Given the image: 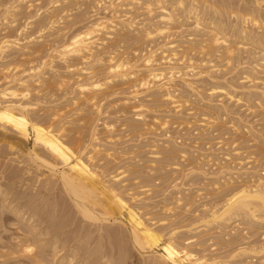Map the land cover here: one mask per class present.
Here are the masks:
<instances>
[{
  "label": "bare ground",
  "instance_id": "1",
  "mask_svg": "<svg viewBox=\"0 0 264 264\" xmlns=\"http://www.w3.org/2000/svg\"><path fill=\"white\" fill-rule=\"evenodd\" d=\"M88 8L103 9L105 16L92 14L89 17L90 13H85ZM74 10L75 13L78 10L76 14L72 13ZM20 20L26 22L21 23L24 27L19 26ZM84 20L90 21L84 24ZM0 22L5 31L1 35L0 29V147L5 148L6 155L14 156L5 161L6 156L0 153V230H4L0 234V264H128L126 259L132 260L129 257L133 252L135 255L134 248L139 251L136 254L144 258V264H247V260L254 258L264 264V232L259 233L256 242L243 240L245 244H240L229 259L210 256L213 247L208 249L212 252L207 250L210 254L190 247L196 236L200 238L203 233L208 238L210 233L216 232L215 237L213 234L208 240L200 238L208 243L229 228L231 233H225L224 238L237 237L234 226L245 225L247 230L252 226L255 233L264 230V177L257 175V170L256 174L252 173L254 164L244 170V160L236 165L230 163L231 154L225 157L230 158L229 163L224 161L223 154L213 151L207 155L208 164L216 162V172L219 171L214 184L210 181L212 187L215 186L217 192L224 191V195H220L217 204L212 202L214 205L209 208L200 207V213L196 208L191 210L200 199V191L193 194L186 186L182 191L189 192L179 194L177 187L178 194L174 192L177 197H171L173 202L183 207L178 211L190 210L192 216L175 220L180 225L187 223L181 227L174 222L177 226L168 225L167 231L168 226L163 230L165 222L172 219L167 212H176L169 203L172 199L163 200V206L158 204L166 212V218H160L164 217L161 209V215L156 213L157 205V211L151 209L155 212L154 218L152 211L142 214L143 208L149 207L145 204L150 201L152 195H149L155 191L153 176L145 177L143 169L154 171L150 167L158 166L161 160L174 161L171 166L178 168L180 177H177H182L180 181H183L208 175L202 166L207 160L201 158L205 160L203 164L200 158L201 162L197 158L194 161L191 158L194 150L179 148L177 141L170 140L168 133L165 137L162 131L161 135L167 139L162 151L158 152L160 138L154 137L153 142L158 143L149 144L156 148L147 155L151 161L132 162L137 149L132 151L134 146H129L130 150L128 146L123 150L119 148L121 151L116 148V143L120 147L122 142L115 140L118 133L116 136L114 132L120 133V130L114 131L116 126L100 123L105 128L102 133H108L109 142L102 138L103 134L99 139L96 133L101 115L107 113V109H102V101L112 97L109 111L113 107V113H109L124 117L120 125L125 132L128 129L129 133L136 132L139 136L149 134L145 136L148 138L152 134L159 136L156 130H165L171 120L186 126L200 123L203 132L216 128L227 130L218 139L250 135L254 139V145H250L257 148H253L256 158H262L264 132H259L264 126L259 130L258 124V129H254L253 120L252 125L245 120L249 119L245 115L257 112L256 118L264 122V0H0ZM17 22L19 29L15 27ZM78 24L84 25L76 29ZM12 25L18 34L9 33ZM28 27L32 31H28ZM33 63L35 66H27ZM234 69L242 78L233 75ZM238 81L245 85L240 86ZM118 82L123 88L130 85L129 97L119 96L126 90L121 93ZM56 91H65L64 96L70 97H65L62 103L55 97L60 105L54 104L52 109L49 106L51 113L46 115L42 110L43 117L37 113V107L41 102H48L45 98L50 95L52 98ZM231 103L245 108L244 111L249 112L243 115L246 118L237 116L236 110L230 109ZM163 107L167 108L161 111ZM184 108L187 115L182 112ZM156 109L165 113L161 116L164 121L154 114L159 112ZM129 113H133L132 118L125 117ZM150 113L157 118L152 114L153 118L147 120ZM45 118L48 123L44 122ZM130 138L124 143L132 141ZM103 139L110 144H98ZM104 158L117 166L115 172L111 168L109 171L113 173H109L104 166L107 171L103 170L100 163ZM178 158L186 165L181 167L182 164L176 162ZM166 160L164 162L168 163ZM8 161L13 165H8ZM109 164L107 166L111 167ZM262 174L264 176V172ZM132 181L144 183L135 187L132 185L135 182L130 184ZM70 205L74 210H70ZM72 211L79 213L81 217L76 214L80 217L77 219L83 218L85 223L77 222L79 227L68 230L75 219ZM155 214L159 218L157 215L155 218ZM175 214L173 219L179 216L174 217ZM193 230L197 235L190 237L188 232L194 234ZM183 233L189 237H181ZM202 240L198 241L201 245Z\"/></svg>",
  "mask_w": 264,
  "mask_h": 264
},
{
  "label": "rangeland",
  "instance_id": "2",
  "mask_svg": "<svg viewBox=\"0 0 264 264\" xmlns=\"http://www.w3.org/2000/svg\"><path fill=\"white\" fill-rule=\"evenodd\" d=\"M82 8H86V7L83 6ZM87 10H88V11H87ZM77 11H78V10H76V13H77ZM92 11H95V10H93V9H91V8H90V9L88 8V9L85 10V13H86V12H87V14L90 13L89 17L92 16V14H93V15L96 14L97 17H98V16H105V13H104V10H103V9H102V10H101V9L96 10V11H95L96 13H95V12L93 13ZM100 11L103 12V13L101 14ZM88 12H89V13H88ZM72 13H75V10H74V12H72ZM76 13H75V14H76ZM75 14H73V15H75ZM98 14H99V15H98ZM103 14H104V15H103ZM22 16H23V15H22ZM87 16H88V15H86V17H87ZM96 16H94V17H96ZM152 16H153V15H152ZM152 16H151V17H152ZM155 16H156V14H154V16H153L152 19H154ZM18 17H19V16H18ZM94 17H93V18H94ZM19 18H20V17H19ZM93 18H90V19H93ZM87 19H89V18L87 17L86 20H87ZM86 20L83 21L84 24H87V23H89V21H90V20H88V21H86ZM22 21L25 22L24 20H20L19 23H20V24L23 23ZM86 22H87V23H86ZM0 23H1V22H0ZM16 24H17V25H16ZM23 24L25 25L26 22L23 23ZM23 24L19 25L18 22H17V23H15V27L18 26V25L21 27V26H23ZM80 24H81V23H80ZM80 24H78L77 26H75V28H76V27H77V28H80L81 26L84 25V24H82V25H80ZM12 26H13V27H12ZM12 26H11V31L9 30V28H8V30H7V31H10L9 33H11V34L13 33L12 31H14L13 29H15V28H14V25H12ZM19 26H18V27H19ZM78 26H79V27H78ZM18 27H16V28H18ZM23 27H24V26H23ZM23 27H22V28H23ZM12 28H13V29H12ZM28 28H29L28 31H32V29H30V27H28ZM75 28H73L72 31H73ZM77 28H76V29H77ZM0 29H1V32H2V34H1V32H0V34H1V35L5 34V31H4V32L2 31L3 28L0 27ZM18 29H19V28H18ZM7 31H6V32H7ZM16 31L19 32L18 30H16ZM14 32H15V31H14ZM71 33H72V32H71ZM15 34H18V33L15 32ZM15 34H14V35H15ZM1 35H0V37H1ZM153 45H155V44H153ZM125 47H126V46H125ZM142 48H143V47H142ZM122 50H123V49H122ZM36 63H38V62L36 61ZM38 64H39V63H38ZM38 64H36V66H38ZM33 65L35 66V63L30 64V65H27V66H33ZM57 68H58V67H57ZM239 68H240V67H239ZM45 69H46V70H45ZM48 69H49V67H48ZM102 69H104V67H103ZM44 70L47 71V68L45 67ZM45 71H44V72H45ZM234 71H235V69L233 70V72H234ZM236 71L238 72V70H236ZM239 71H240V70H239ZM47 72H48V71H47ZM237 72H234L233 75L236 74ZM233 75H232V77L236 78V75H237V74H236L235 76H233ZM239 76H240V75H237V77H239ZM239 78H242V77L240 76ZM237 79H238V78H237ZM238 80L240 81L241 79H238ZM239 81H238V83H239L240 86H241L242 83H243V81H241V82H239ZM120 83H121V82H118V85H119V86H120ZM127 84H128V83H127ZM127 84H126V85H127ZM235 84H237V83H235ZM239 84H237V85L239 86ZM243 85H245V83H243ZM243 85H242V86H243ZM121 86H122V87H121ZM121 86H120V91H121V93H122V91H124V89L126 90V92L124 91L125 94L123 93L122 95H119V96H120V97H129V96H130L129 92L131 91V90L129 89L130 85H127V86L124 85V88H123V85H121ZM126 87H127L128 89H126ZM129 90H130V91H129ZM127 91H128V92H127ZM60 93H61V94H60ZM64 93H65V91H64L63 93L60 92V91H58V92L56 91V93L54 92L53 95H54V94H57V95L60 94V96H57V95L53 96V95H52V98H51V95H50V96L46 97V98H45V99H46L45 101H47V100L49 99L48 102H46L47 104L50 103V100L52 101L49 105H47V104L44 103V102H43L44 104L41 102V104L39 105L40 102L38 103V102L36 101V100L39 99V98H38V97H37V99L35 98L36 100L34 99V102L36 101V102L38 103V105H39V108L37 107V110H36V111H38L37 113L40 112L39 114L42 115L43 112H44V113L47 112V113H45V115H46V114H49V111H50V109L53 108V106H56V105L58 106V105H60V104L57 103L58 101H57L56 99H60V101H61L60 103H62V102L66 99L65 97H67V98L70 97V95H66V96H64ZM121 93H120V94H121ZM126 94H128V95H126ZM61 95H63L64 97L61 96ZM55 97H56V99H54ZM57 97H58V98H57ZM60 97H62V98H60ZM214 97H215V96H214ZM214 97H213V98H214ZM63 98H64V99H63ZM53 99H54V101H53ZM112 99H113L112 97H111V99H110V97L107 98V99H105V101H104V99H103V101H102V109H104V110L107 109L105 112L108 113V114H107V113H103V114H104V115L107 114L108 116L105 115V116H106V117H105V116L102 114L103 117H102V115H101V117H100L101 120H100V122L98 123V124H99L98 126H100V127H99V128H96V129H98V130L96 131V133L99 134V135H97V137H100L99 139H102V138L105 137V139L108 140V142H109V138L107 137L108 133H106V132H105V133H102V132H104V129H105V128H104L103 124L100 125V123H102V122H104V123H105V122L110 123L111 125L116 126V130L114 129V131L120 130V133H121V129H122V130L124 129V128L120 125V123H122L121 120H122L124 117H123V116H120L119 114H117V116H116V114H113V115L110 114V113H113V112H112L113 107H112V108L110 109V111H109V108H110V106L112 105V102H113V101L110 102ZM214 99H216V97H215ZM55 100H56V101H55ZM108 100H109V101H108ZM216 100H218V99H216ZM224 101H225V100H224ZM53 102H54V103H53ZM109 102H110V103H109ZM65 103H66V101H65ZM65 103H63V104H65ZM54 104H56V105H54ZM106 104H107V105H106ZM109 104H110V105H109ZM108 105H109V106H108ZM46 106H47V107H46ZM49 106H50V109H49ZM230 106H231V107H230L231 110L234 109V110H236V113L239 114V115L237 114V116H240V115H241L243 118H246V117L249 116V119L246 118L245 120H246L247 122L250 121V124H252V123L254 122V123H253L254 126H255L254 129H258V128H259V130H260V128H261L260 126H262V127L264 126V125H263L264 122H262V121L259 122L260 119H257V118H256V117H257V114H256L257 112H255V114H254V113L245 112V111H246L245 108H242V109H243V112H242V111H241L242 109H240V106H241L240 104L235 106V105H232V103H231ZM40 107H42L41 111H40ZM106 107H108V108H106ZM46 108H48V111H46V110H47ZM163 108H164V109L161 108V111H162V110H165V108H167V107H163ZM232 108H233V109H232ZM44 109H45V111H44ZM186 109H187V108H184V109L182 110V112H184V114L187 112V113H186V115H187V114H188V111H187ZM42 110H43V112H42ZM156 110H157V109H156ZM166 110H167V109H166ZM234 110H233V111H234ZM239 110H240V111H239ZM244 110H245V111H244ZM157 111H159V110H157ZM103 112H104V111H103ZM109 112H110V113H109ZM154 112H155V111H154ZM154 112H153V113H154ZM159 112H160V111H159ZM159 112H157L158 114H157V113H154V114H156V115L158 116V118H159V116L161 117L162 115H165L164 112H160V113H159ZM50 113H51V111H50ZM153 113H152V114H153ZM162 113H163V114H162ZM240 113H241V114H240ZM246 113H247V114L249 113V114H248V115H245ZM71 114H72V113H71ZM71 114H70V115H71ZM131 114L133 115V113H129V114H127L128 116H125V117L132 118L133 116H132ZM150 114H151V113H150ZM152 114H151L150 116L148 115L147 120H148L149 118L152 119L153 117L156 116V115H154V114H153V115H154V116H153ZM184 114H182V115L184 116ZM70 115H67V116H70ZM109 115H112V116H109ZM121 115H122V114H121ZM182 115H181V116H182ZM243 115H245L246 117H244ZM250 115H251V116H250ZM252 115H253V116H252ZM42 116L44 117V115H42ZM152 116H153V117H152ZM157 116H156L155 118H157ZM237 116H236V117H237ZM117 117H118V118H117ZM122 117H123V118H122ZM193 117H194V116L191 115L190 118L194 119ZM255 118L258 120V121L256 120L257 122L255 121ZM70 119H71V118H70ZM105 119H106V120H105ZM151 119H150V120H151ZM45 120H46V118H45ZM159 120L164 121V119H162V117H161V119H159ZM252 120H253V122H251ZM43 121H44V120H43ZM117 121H120V122L118 123ZM161 121H160V122H161ZM44 122H47V123H48L47 120L44 121ZM116 122H117V123H116ZM255 122H256V123H255ZM47 123H46V124H47ZM112 123H115V124H112ZM171 123H172V124H171ZM173 123H174V125H173ZM253 124H252V125H253ZM258 124H259V127H258ZM169 125H170V126H169ZM198 125H199V126H198ZM246 125H247V123H246ZM248 125H249V123H248ZM98 126H97V127H98ZM181 126H182V127H181ZM189 126H190V125H189ZM189 126H188V125L186 126V124L181 125V123H180V125H179V123H177V121H174V122H173V121L171 120V121L168 123V125L166 126L165 130H164V129L161 130V129H159V127H158L159 130H156V133L159 134V136H155L154 134H152V135L148 136V138H146V137H147V135H149V134L145 135L146 137H145L144 135H143L144 137L140 135V136L142 137V138H140L139 133L134 132L135 134H134V133L131 134V132L129 133L130 130H128V129H125V130H127L126 132L123 130V131H122L123 134H120L119 131H117V132H114V134L116 135V134L118 133L117 135H118L119 138L116 137L115 140L117 139L118 142H120V141L122 140V142H120L121 145H122V147H121V145H120V147H118V146H119L118 143H116L117 145H115V146H116V148H118V150H120L119 148H121V150H123V148L125 149V148H127V146H128L127 149H129V146H130L131 148L134 146L135 148H133L132 151L137 149V150H136L137 153L134 154L135 156L133 155V156L135 157V159H133L134 157L131 158V160L133 159L132 162H135V161H136V162H141V163H143L145 160H147V161L144 162V163H146V162H148V160L151 159L150 156H147V155H151V152H152V151H156V150H154V149H156V148H152V147H151V146L153 145V143H154L153 140H155V138H158V137L160 138V140H158L159 143H158V142H155L154 145H155L156 143H158V144H157V145L159 146L158 152H159L160 150L162 151L161 148L164 146V141L167 140V139L165 138L166 136H165L164 134H165V133H168V134L171 135V137H172V138L170 137V138H171L170 140H173V138H174L175 140H173V141H175V142L177 141L176 143H177L178 145H177V144H176V145L179 146V148H185V149L188 150V151H191V150H194V151H195L196 154L194 153V154H192V156H191V158H192L193 160H194V158H197V159H198L197 161L199 162V161H200L199 158H200V159H201V158L206 159L205 157H206L207 155L212 154V153H214V152L217 153V154H220V155L223 154L222 156H223L224 158L227 157V156H226L227 154H231L230 158H231L232 160L230 161V163L233 162V163H235V165H236V162H238L239 160H241V161L244 160V161H245V162L243 161V163H244V164H243V168H244V170H246V167H250V168H251L253 164H254V165H257V166L259 165V166H258L259 168H258L257 166H254V165H253V167H255V168L257 167V169L253 168V171H254V172L252 171V173H255V174H256L255 171L257 170V175L259 174L260 176L262 175V177H264L263 174H262V173L264 172V158H263L264 156L262 155V158H259V157H258L260 161L262 160L261 162H260L259 160H256V159H258V158H256V150H255V149H257V148H255L254 146L252 147V145H254V142H253L254 139H253V138H250V135H248L249 137H248L247 135H246V136L243 135L244 139H243L242 135H237V136L234 137V138H233V137L226 136L227 138H225V139H224V136H223L222 139H218V138H220L222 135H224L223 133L226 132L227 130H224V131H218L219 129L217 130V128H216V129H214V130L212 129L213 131H212L211 129H206V132H203V128L200 127V123H196L195 125H194V124H193V125L191 124V126H190V127H189ZM195 126H197V127H195ZM229 126H230V125H227V127H229ZM250 126H251V125H250ZM256 126H257L258 128H256ZM168 127H169V128H168ZM179 128H180V129H179ZM182 128H183V129H182ZM184 128H185V129H184ZM200 128H202V129H200ZM186 129H187V130H186ZM204 129H205V128H204ZM98 131H99L100 133H99ZM105 131H106V130H105ZM162 131H164V132H162ZM177 131H178V132H177ZM184 131H185V132H184ZM201 131H202V132H201ZM204 131H205V130H204ZM257 131H258V130H257ZM124 132L126 133L125 135L128 134L127 137L124 135ZM161 132H162V134H163L165 137H163V135H161ZM172 132H173V133H172ZM212 132H213V133H212ZM216 132H218V133H216ZM222 132H223V133H222ZM262 132H264V127H263V130H262V128H261V130H260L259 133H262ZM176 133H177V134H176ZM209 133H211V134H209ZM219 133H220V134H219ZM88 134H89V132H88ZM102 134H103V136H102V138H101L100 135H102ZM106 134H107V135H106ZM109 134H110V133H109ZM130 134H131L132 136H131ZM194 134H195V135H194ZM204 134H205V135H204ZM212 134H213V135H212ZM214 134H215V135H214ZM218 134H219V135H218ZM104 135H106V136H104ZM117 135H116V136H117ZM119 135H120V136L123 135V136H125L127 139L130 138V137H132L133 139L130 138L132 141H126V143H124V141H125L126 138H125V137L122 138V137H123V136H122L121 139H120V136H119ZM160 135H161V136H160ZM199 135H200V136H199ZM89 136H90V134H89ZM89 136L86 135V138H88ZM135 136H136V138H135ZM138 136H139V138H138ZM201 136H202V137H201ZM203 136H204V137H203ZM213 136H214V137H213ZM0 137H1V136H0ZM154 137H155V138H154ZM237 137H239L240 139H239V138L236 139ZM241 137H242V138H241ZM247 137H248V138H247ZM1 138H2V137H1ZM134 138H135L136 140H135ZM145 138H146V139H145ZM162 138H164V139H163V142H162ZM176 138H177V139H176ZM246 138H247V139H246ZM249 138L252 139V140H250ZM89 139H90V137H89ZM105 139H103V141H102V140H99L100 142H99V143L97 142V143H98V144H104V146H105V145L107 146V145L110 144V143H106V142L104 141ZM123 139H124V140H123ZM127 139H126V140H127ZM138 139H139V140H138ZM151 139H152V140H151ZM233 139H234V140H233ZM241 139H242V140H241ZM143 140H144V142H143V144H141ZM146 140H147V141H146ZM149 140H150V141H149ZM195 140H197V141L200 140V141L197 142V143H198V144H197ZM204 140H205V141H204ZM218 140L221 141V142H223V141H224V142L226 141V142H225V144H224V142H223V143H221V145H217L218 142H219ZM248 140H250L251 142H249ZM258 140H260V139H258ZM261 140L264 141V139H261ZM160 141H161V142H160ZM201 141H202V143H201ZM203 141H204V142H203ZM214 141H215V142H214ZM241 141H242V142H241ZM246 141H247V142H246ZM101 142H105L106 144H105V143H101ZM129 142H131V143H129ZM137 142H138V143H137ZM152 142H153V143H152ZM184 142H185V143H184ZM191 142H192V143H191ZM205 142H206V143H205ZM210 142H211V143H210ZM235 142H236V143H235ZM122 143H123V144H122ZM127 143H129V145H128ZM204 143H205V144H204ZM251 143H252V145H250ZM124 144H125V145H124ZM132 144H133V145H132ZM144 144H145V145H144ZM149 144H150L151 146H150ZM160 144H161V145H160ZM196 144H197V145H196ZM200 144H201V145H200ZM207 144H208V145H207ZM209 144H210V145H209ZM229 144H230V145H229ZM234 144H235V145H234ZM184 145H185V146H184ZM190 145H191V147H190ZM192 145H193V146H192ZM195 145H196V146H195ZM213 145H214V146H213ZM223 145H224V146H223ZM110 146H113V145H110ZM115 146H114V147H115ZM182 146H183V147H182ZM186 146H187L188 148H186ZM207 146H208V148H207ZM246 146H247V147H246ZM1 147H2V146H1ZM1 147H0V148H1ZM149 147H151V148H149ZM198 147H199V148H198ZM215 147H216V148H215ZM221 147H222V148H221ZM226 147H227V148H226ZM248 147H249V149H248ZM138 148H140V149H138ZM144 148L146 149V151H145ZM147 148H148L149 150H148ZM192 148H193V149H192ZM206 148H207V149H206ZM217 148H219V150H217ZM224 148H225V149H224ZM239 148H240V149H239ZM250 148H251V149H250ZM253 148H255V149H253ZM3 149H5V148L2 147V152H0V153H4V154H5V152L3 151ZM143 149H144V150H143ZM215 149H216V150H215ZM6 150H8V149L6 148ZM6 150H5V151H6ZM121 150H120V151H121ZM129 150H130V149H129ZM138 150H139V151H138ZM147 150H148V151H147ZM150 150H151V152H150ZM202 150H203V152H202ZM205 150H206V152H205ZM209 150H210V152H209ZM223 150H224V151H223ZM228 150H229V151H228ZM238 150H239V151H238ZM8 151H9V150H8ZM144 151H145V153H144ZM199 151H200V152H199ZM207 151H208V152H207ZM213 151H214V152H213ZM257 151H258V150H257ZM149 152H150V153H149ZM233 152H234L235 154H233ZM142 153H143L144 155H143ZM237 153H239V154H237ZM252 153H253V154H252ZM4 154H2V156H4V157L6 156V160H5L4 157H2V159L4 158L3 160H5V161H7V158H9V157L12 158V159L14 158L13 155H10V156L6 155V154H8V152H6L5 155H4ZM138 154H139V155H138ZM141 154H142L144 157H143ZM197 154H198V155H197ZM204 155H205V156H204ZM11 156H13V157H11ZM145 156H146V157H145ZM200 156H204V157H200ZM222 156H219V158L223 159ZM232 156H233V157H232ZM248 156H249L250 158H252V159H250ZM251 156H252V157H251ZM253 156H255V157H253ZM257 156H258V155H257ZM259 156L261 157V155H259ZM130 157H131V156H130ZM139 157H140V158L142 157L141 160H140ZM151 157H152V156H151ZM161 157H162V155L160 156V158H161ZM148 158H149V159H148ZM160 158H159V161L161 160ZM191 158H190V159H191ZM230 158H228V159H230ZM235 158H237V159H235ZM244 158H245V159H244ZM136 159H137V160H136ZM143 159H144V160H143ZM162 159H164V158H162ZM192 159H191V160H192ZM228 159L225 158V160H224V159H223V160H224V161H226V160L228 161ZM248 159H249V160H248ZM3 160H2V161H3ZM105 160H106V159L104 158V159L101 161V163H100V164L102 165V168H103V166H104V168L106 167L105 169H108V172H109V173H113V171H111L112 169H113L114 172H115V169L117 168V166H116V165L113 166L114 164L111 163V161H110V164H109V160H108V162H106ZM134 160H135V161H134ZM138 160H139V161H138ZM165 160H166V159H164V161H165ZM193 160H192V161H193ZM195 160H196V159H195ZM195 160H194V161H195ZM202 160H203V159H201V161H202ZM206 160H207V159H206ZM247 160H248V161H247ZM252 160H253V161L256 160V162L254 161V163H253ZM127 161L129 162L130 160H127ZM150 161H151V160H150ZM162 161H163V160L160 161V163H159L158 166H156V164H155L154 166H151V167H150V169H151V168H152V169H155V170H154L155 173H154V171H153L152 169H151L152 171H150L149 169H143V170H144V174H143V175H145V174L147 175V176L145 175V177H150V176L152 177V176H153V177H152L153 179H152V178H151V179L154 180V183H152V184H154V186H155V191H153L154 193H151V194L149 195V197L152 195V196L150 197V201H149V199H148L149 202H148V201L146 202V200L143 202V203L146 202L145 204H148L149 207L147 206L148 209H147L146 207L143 208V210H144V209H145V210L147 209L148 211H145V210H144V212H142V214L147 215V212H150V211H152V210H153V211H157V210L159 209L156 213H158V215H161L160 213L163 212L162 215H164L166 212L163 211L164 209H161V208L159 207V205H160V206H163V204L165 203L166 199H168V198H169V199H172L171 197H174V199H175V198L177 197V195H176V196H174V195H175V193H177L178 191H180L179 194H182V193H183V194H185V193L187 194V193L189 192L188 190L182 191V190L185 189L186 186H188V187L191 189V191H192L193 194H196L197 191H200V195H201V196L199 197L200 199H197V202L195 203L194 208H193V209L191 208V210H194V209L196 208L199 212L202 211L203 208H205L204 205H205V206H208V208H209L210 206H212V205H214V204H217V202H219L220 199H221V197L224 195V193H222V192H224V191H222V192H217V190H215L216 187H215V186L212 187V184H211V182L213 183V180L217 177L216 175H217V173L219 172V171L216 172V170H217L216 162H212V163H209V164H208V160H207L206 162H205V160H204L205 163L202 161V164L204 163V165H202V166H203V168L205 167L204 170H205V171L207 172V174H208V175H206L205 177H204V176H197V177H195V179H194V177H191L192 179L190 178V179H184L183 181H180V180H182V177L179 178L180 175L178 174V168H176V166H175V167H172V166H171V165H173L172 163H173L174 161L172 160V161H173L172 163H171V161L169 162L168 160H166V161H168V163L163 161L165 164H163ZM179 161H180V162H179ZM201 161H200V162H201ZM249 161H250L251 163H250ZM3 162H4V161H3ZM103 162L106 164V166H105V164H104ZM176 162H178L179 165L182 164L181 167H183V166L186 165V164H185V161H182V160H180L179 158L177 159ZM239 162H240V161H239ZM239 162H238V163H239ZM9 163H10V162L8 161V165H10V164L13 165V163H10V164H9ZM107 163H108L109 165H112V164H113L112 166L115 167V168H113L112 166H111V167H110V166L108 167V166H107V165H108ZM120 163H121V162H120ZM123 163H125V160H124ZM170 163H171V164H170ZM180 163H181V164H180ZM228 163H229V161H228ZM233 163H232V165H234ZM238 163H237V165H238ZM247 163H248L249 165H248ZM259 163H260L261 165H260ZM15 164H16V163H14V165H15ZM157 164H158V163H157ZM160 164H161L162 166H161ZM167 164H168L169 166H168ZM214 164H215V165H214ZM163 165H164V166L167 165V167H164ZM200 165H201V163H200ZM213 165L215 166V169H214V166H213ZM10 166H11V165H10ZM148 166H149V164H148ZM160 166H161V167H160ZM177 166H178V165H177ZM154 167H155V168H154ZM159 167H160V168H159ZM171 167H172V168H171ZM179 167H180V166H179ZM104 168H103V170H104V171H107V170H105ZM111 168H112V169H111ZM156 168H157V169H156ZM162 168H163V170H162ZM166 168H167V169H166ZM168 168H170V169H168ZM109 169H111V170H110L111 172L109 171ZM176 169H177V170H176ZM179 169H180V168H179ZM213 169H214V170H213ZM173 170H174V171H173ZM175 170H176V171H175ZM145 171H146V172H145ZM168 171H169V172H168ZM241 171H243V169H241ZM148 172H149V173H148ZM152 172H153V173H152ZM161 172H162V173H161ZM172 172H173V173H174V172L176 173L175 176H174V174H172ZM259 172H262V173H259ZM147 173H148V174H147ZM157 173H158V174H157ZM169 173H170V175H169ZM179 173H180V172H179ZM167 174H168V175H167ZM215 174H216V175H215ZM155 175H156V176H155ZM178 175H179V177H177ZM253 175H254V174H253ZM168 176H169V177H168ZM170 177H171V178H170ZM172 177H173V178H172ZM158 178H159V179H158ZM160 178H161V179H160ZM168 178H169V179H168ZM174 178H175V179H174ZM176 178H177V179L179 178V180H177ZM198 178H199V179H198ZM202 178H203V179H202ZM204 178H205V179H204ZM156 179H157L158 181H157ZM172 179H173V180H172ZM142 180H143V179H142ZM142 180H140V181H142ZM162 180H163V183H162ZM169 180H171V181H169ZM187 180H188V181H187ZM190 180H192L193 182L191 181V182H192V183H191ZM140 181H132L130 184H132L133 182H135V183H133L132 185H134L135 187H139V186H137V185H139V183H141ZM156 181H157V182H156ZM166 181H167L168 183H167ZM172 181H173V182H172ZM177 181H178V182H177ZM210 181H211V182H210ZM137 182H138V183H137ZM152 182H153V181H152ZM165 182H166V183H165ZM170 182H171V183H170ZM174 182H177V183H178L176 187H173ZM136 183H137V184H136ZM143 183H144V182H142V183L140 184V186L143 185ZM145 183H146V182H145ZM161 183H162V184H161ZM181 183H182V185H181ZM146 184H147V183H146ZM167 184H168V185L170 184V185L167 186ZM184 184H189L190 186H189V185H184ZM213 184H214V183H213ZM157 185H159V186H157ZM179 185H180V186H179ZM134 186H133V187H134ZM163 186H164L165 190H164ZM183 186H184V188H183ZM135 187H134V188H135ZM157 187H159V188H157ZM166 187H167V188H166ZM171 187H172V188H171ZM177 187H178L180 190L176 191V189H178ZM214 187H215V188H214ZM162 188H163V190H162ZM153 190H154V189H153ZM156 190H157V191H156ZM160 190H162V191H160ZM171 190H172V191H171ZM174 190H175V191H174ZM212 190H213V191H212ZM164 191L166 192V194H165ZM187 191H188V192H187ZM214 191L217 192V193H215ZM169 192H170V193H169ZM174 192H175V193H174ZM181 192H182V193H181ZM184 192H185V193H184ZM202 192H203V193H202ZM163 193H164V194H163ZM167 193H168V194H167ZM219 193H220V194H219ZM177 194H178V193H177ZM214 194H215V195H214ZM221 194H222V196H220ZM159 195H160V196H159ZM163 195H164V196H163ZM203 195H204V196H203ZM155 196H156V197H155ZM161 196H162V197H161ZM147 197H148V196H147ZM152 197H154V198H152ZM169 199H168V200H169ZM157 200H158V201H157ZM163 200H165V201H163ZM152 201H153V202H152ZM171 201H172V202H171ZM174 202H175V200H174ZM174 202H173V199H172V200H170L169 203H172V205H174L175 208H173V209H174L176 212H174V210L172 211V213L174 212L173 214L167 212V213H168V217H169V214H170V217L172 216V219H170V217H169V219H170V220L168 221L169 223H168L167 221L165 222L166 225H165V228H164L163 230H165L166 227H167L168 225L170 226V228H172V227H173V228L176 227V226H177L176 223H177L178 221H180V219H181L182 217H183V218H186V216H188V217L192 216V211H190V210H189V211H186V210L184 209V210H185V211H184L183 209H180L179 211L181 212V210H182V212H181L182 214L177 213V212H179V211H178V208H180L181 206H176V204H175ZM212 202H213L214 204H213ZM143 203H142V204H143ZM153 203H154V204H153ZM173 203H174V204H173ZM197 203H198V204H197ZM207 203H208V204H207ZM152 204H153V205H152ZM158 204H159V205H158ZM202 204H203V205H202ZM150 205H151V208H150ZM156 205H157L159 208L157 207L158 209L156 208V210H155V206H156ZM152 206H153V207H152ZM182 206H183V205H182ZM195 206H196V207H195ZM70 207H71V205H70ZM197 207H198V208H197ZM200 207H201L202 209H201ZM152 208H153V209H152ZM162 208H164V207H162ZM181 208H183V207H181ZM71 209H72V207L70 208V210H71ZM151 209H152V210H151ZM160 209H161L162 212L160 211ZM199 209H201V210H199ZM72 210H74V209H72ZM141 211H142V210H141ZM153 211H152V212H153ZM145 212H146V214H145ZM164 212H165V213H164ZM154 213H155V212L152 213L153 216H152V214H150V215L152 216V218H154ZM175 213H176V214H175ZM183 213H184V214H183ZM200 213H201V212H200ZM72 214H73V218L75 217L76 220L74 219V221H72V222H74L75 224H74V223H71L69 227H72V228L70 229V228L68 227V230L75 229L76 226L79 227L80 224H78V223H80V222L85 223V222H84L85 220H84L83 218H81L82 221H80L81 219H80V220L77 219V218L80 216L79 213H76V214H79V216L76 215L75 212H73V211H72ZM174 214H175L174 217H176L177 214H179V216H177L175 219H173V215H174ZM189 214H190V215H189ZM74 215H76V216H74ZM150 215H149V216H150ZM156 215H157V214H155V218H156ZM158 215H157V217H158ZM77 216H78V217H77ZM80 217H81V216H80ZM80 217H79V218H80ZM161 217H162V218H166L167 216L165 217V215H164V217H163V216H160V218H161ZM178 217H180V218L177 219ZM158 218H159V217H158ZM167 220H168V219H167ZM175 220H178V221L176 222ZM170 221H172V222H170ZM77 222H78V223H77ZM174 222H176V223L174 224ZM76 223H77V224H76ZM186 223H187V222H186ZM186 223H183V224L180 225L179 222H178L177 224L180 225L181 227H183V225H185ZM170 224H171V225H174V226H171ZM71 225H72V226H71ZM74 225H75V226H74ZM175 225H176V226H175ZM73 226H74V227H73ZM159 226H160V225H159ZM161 226H162V225H161ZM169 226H168L167 231L170 229ZM180 226H179V227H180ZM181 227H180V228H181ZM234 227H236V230H235V231H236L239 235H238L236 232H235V233H236L239 237H238V236H237V237H234V235H233V236H232V239H233V237H234V240H236V238H238L237 241L234 242V240H232L231 237H229L228 235H227V238H226V236H225V238H224V234L227 233V232H230V231H231V228H229L228 231L226 230L227 232H225L224 234L222 233V234H223L222 236H221L220 234H217V237H218V235H220V237H222V238H220V237L217 238V237H216V240H217V241H216L215 239H214L213 241H209V242H208L209 245H208V243H206V241H204V240H202V239H200V238L205 237L204 239H205V240H208V238H210V236H212L213 234H214V237H215V233H216V232H214V233L212 232V234L210 233V236H209L208 238H207V235H206V236L204 235V233H203V236L201 235L202 233L200 234L202 237H200L199 234H198V236H199L200 238H197V236H196L197 233L195 234V232H194L195 230H193L194 234H193L192 232L189 234V232H188V235H190V237H191V235H192V237L196 236V239H195L196 241L194 240V241H193L194 243H192L193 246H190V247H191L192 249H194V250H196V249H197L198 251L200 250V251H202L201 253H204V254H205V252H207L208 249H210L211 247H213V248H211V250L213 249V250H212L213 252H212L211 250H208L209 252H212V254H210L209 252H207V253L210 254V256H216V257H220V256H221V257H220L221 259H226V258H228L229 256L233 255V252L235 253V250H237V248H238V246H239L240 244H242V243L245 244V243H248V242H250V243H251V242H256V241L259 239V235L262 234V233L264 232V230H261V231L255 233V232L253 231V230H254V227H252V226H249V227H251V228H253V229L249 228V230L246 229V228H248V227H246L245 225H244V227H243V225H240L239 227H238V226H234ZM237 228H238V230H237ZM183 229L186 231L185 228H183ZM183 229H180V230H183ZM239 229H240V230H239ZM250 229H251L252 231H250ZM167 231H165V232H167ZM248 231H249V232H248ZM255 231H256V230H255ZM257 231H258V230H257ZM242 232H244V233L246 232V233L243 234ZM247 232H248V233H247ZM252 232H253V233H252ZM3 233H4V230L1 229V230H0V234H3ZM185 233L187 234V232H185ZM230 233H231V232H230ZM240 233H241V235H240ZM259 233H260V234H259ZM183 234H184V233H183ZM183 234H182V235H183ZM232 234H234V231H233ZM247 234H248V235H247ZM254 234H255V235H254ZM182 235H181V237H183V238H187V237H189V236H186L185 234H184L183 236H182ZM193 235H194V236H193ZM246 235H247V236H246ZM252 235H253V236H252ZM240 236H242V237H240ZM212 237H213V236H212ZM243 237H244L245 239H244ZM249 237H250V238H249ZM206 238H207V239H206ZM246 238L248 239V241H247ZM252 238H254V239H252ZM256 238H257V239H256ZM223 239H224V240H223ZM226 239H227V240H226ZM241 239H242V240H241ZM201 240L204 241V242H202V244L204 243L203 245H201V244L199 243V242H201ZM219 240H220V241H219ZM221 240H222V241H221ZM240 240H241V241H240ZM243 240H246L247 242H245V241H243ZM198 241H199V242H198ZM230 241H232V242H230ZM195 242H196V244H195ZM217 242H218V243H217ZM219 242H220L221 244H220ZM244 242H245V243H244ZM197 243H199V244H197ZM227 243H228V244H227ZM194 244H195V245H194ZM225 244H226V245H225ZM253 244H254V243H253ZM253 244H252V245H253ZM205 245H207V246H205ZM210 245H212V246H210ZM219 245H220V246H219ZM198 246H199V248H198ZM204 246H205V247H204ZM214 246H215V247H214ZM206 247H207V248H206ZM222 247H223V248H222ZM131 248H132V247H131ZM200 248H201V249H200ZM220 248H221V249H220ZM214 249H215V250H214ZM197 250H196V251H197ZM203 250H204V251H203ZM216 250H217L218 252H217ZM134 251H136L137 254H138V252H139V251L135 250V248H134ZM132 252H133V248H132ZM136 252H135V255H134V252L130 255L129 258H131L132 260H130V259H128V258L126 259L128 264H134V263H135V264H140V262L142 261V259H143V261H142L141 264H144V263H145L144 258H142V256H141L140 254L137 255ZM132 255H133V256H132ZM136 255H137V256H136ZM218 255H219V256H218ZM131 256H132V257H131ZM135 256H136L138 259H137ZM133 257H134V258H133ZM223 257H224V258H223ZM225 257H226V258H225ZM141 258H142V259H141ZM228 259H229V258H228ZM236 259H238V258H236ZM236 259H234V261H235ZM128 260H129V262H128ZM139 261H140V262H139ZM234 261H232V262H234ZM247 261H248L247 264H248L249 262H250L249 264H260V262H261V261L258 260L257 258H254L253 260H252V259H251V260H247ZM125 262H126V261H125ZM143 262H144V263H143ZM125 264H126V263H125ZM146 264H148V263H146ZM245 264H246V263H245Z\"/></svg>",
  "mask_w": 264,
  "mask_h": 264
}]
</instances>
